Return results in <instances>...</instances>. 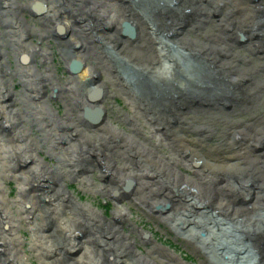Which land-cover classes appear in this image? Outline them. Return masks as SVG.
<instances>
[{"label":"bare ground","instance_id":"6f19581e","mask_svg":"<svg viewBox=\"0 0 264 264\" xmlns=\"http://www.w3.org/2000/svg\"><path fill=\"white\" fill-rule=\"evenodd\" d=\"M168 1L156 0L142 10L134 0H0V36H5L0 38V179H14L20 185L19 217L10 218L0 207V264H29L21 255L20 218L33 226L32 249L44 264H185L170 248L153 243L155 238L142 223L132 221L133 213L124 202L137 207L156 230L184 229L175 246L204 256L203 264H264V197L254 191L264 189V155L250 156L264 149V110L248 124L231 120L237 113L264 109V67L242 60L232 47V36L240 31L251 45L264 49V0ZM31 13L40 17L33 27L27 22ZM202 13L215 24L207 40L183 38V28ZM34 36L48 46L32 44ZM50 37L59 41L54 45L60 48L72 80H60L52 68L40 74L38 63L50 66L55 56ZM125 40L137 43L125 47ZM190 58L202 65L205 77L191 70ZM106 72L115 92L126 95L133 108L129 121L143 119L151 137L170 145L171 155H161L134 133L125 138L105 124L107 85L101 75ZM16 78L24 90L21 114L14 109ZM201 80L230 96L198 94L195 101L200 104L195 108L204 109L208 119L194 129L193 147L186 140L193 128L188 119L192 95L197 92L185 86L198 91ZM151 84L155 91L136 93L135 88L145 91ZM49 88L55 99L67 102L65 120L56 119L49 109ZM28 118L44 133L57 166L38 161L24 132H17ZM100 124L97 133L88 134ZM88 126L92 129L86 132ZM216 127H229L224 134L227 143L232 140L252 152L197 151ZM95 170L101 171L98 186L89 178ZM233 178L241 189L235 188ZM70 179L83 180L93 194L111 197V217L105 215L111 206L107 201L103 209L75 202L62 185ZM247 183L254 192H240ZM5 193L1 184V201H9ZM242 195L249 196L246 203ZM37 218L42 221L39 225L34 222ZM126 226L134 229L122 233ZM139 243L154 247L143 253ZM82 244L85 260L74 261Z\"/></svg>","mask_w":264,"mask_h":264},{"label":"rangeland","instance_id":"374dc122","mask_svg":"<svg viewBox=\"0 0 264 264\" xmlns=\"http://www.w3.org/2000/svg\"><path fill=\"white\" fill-rule=\"evenodd\" d=\"M136 5L138 6L139 9L142 10H148L150 9L152 3H155L156 0H134ZM168 1V0H167ZM170 4L172 3L171 1H168ZM175 4H173L172 6L175 8L174 6ZM248 11V10H247ZM149 12V11H146ZM225 12V10H224ZM225 15V13H223ZM30 17H28L27 22L29 23V25L31 27L34 26L35 22L40 18L37 17L36 14L31 13V15H29ZM209 14L208 15H203L200 14V16H196L193 18V23H189L188 27L183 28L181 35L183 36V38L187 39V40H196L197 38L205 39L207 40L208 35L211 34L209 32H213V30L215 29V24L214 22H210L209 20ZM232 21V17L229 16L228 20L226 18V22H228V24H230ZM225 26V25H224ZM2 30L1 26H0V31ZM209 33V34H208ZM246 34H244L243 32L237 31L233 36H232V47L235 50L236 54L238 56H240L242 58V60H245L244 58H247L248 60H250L252 65H257L260 66L262 65V67H264V54H263V48L261 46H259L258 44L255 46L251 45V41L246 40L247 38L245 37ZM0 38H5V36H0ZM51 39H49L48 41L50 42V50L52 52H54L55 56L53 57V61L50 62V66H43L40 63H38V70L41 73H45L46 68H52V72H54L57 76H59L58 78H60V80L64 79L65 81H68L69 79H71V77L73 76V74H68V70H67V64L65 62V60L62 57V54H60V52L58 51L60 48L56 47L54 45V43L59 42L57 39L50 37ZM169 41L172 42H179V40L176 39H168ZM30 42L32 44H36L37 46H48L47 41H44V43L41 41V39L37 36H34L30 39ZM124 45L125 47H131L132 45L136 44V42H132L131 40H125L124 41ZM43 44V45H42ZM251 46V47H250ZM58 49V50H57ZM9 54L10 52V48H6L5 49ZM80 52V51H78ZM182 55L185 54L187 55V53L181 51ZM181 56V54H180ZM10 59H13L12 56H10ZM188 57L189 56L188 54ZM55 58V59H54ZM121 58H119L118 60L120 61ZM192 59L190 61L191 64V70H196L194 71L195 73H202L205 72V69L202 67V65L200 63H196L194 58H190ZM92 61L89 60V63H91ZM110 63V61H108ZM194 62V63H193ZM14 63V61H13ZM53 63V64H52ZM244 64V63H243ZM242 64V65H243ZM14 65V64H13ZM12 65V66H13ZM94 65V64H92ZM107 65V64H106ZM112 65V64H111ZM105 66V65H104ZM98 67V66H97ZM169 67V65H168ZM58 69V72L55 71V69ZM258 68V67H257ZM243 70V69H242ZM115 71V70H114ZM189 71V75H192V72L190 70ZM187 71V72H188ZM114 74H116V71L113 72ZM196 75V74H195ZM201 75V74H200ZM117 78V75H115ZM123 76V75H122ZM202 76V77H201ZM200 77L203 78L205 76H203V73ZM99 77V75H98ZM109 73L106 72L104 74L101 75L102 78V82L105 83L107 85L106 93H105V97H104V103L106 105L107 108V116H105L106 118H104V122L105 124H107L112 130L116 131L117 133H120L121 135H123V137L125 138H129V136L134 133L137 136L138 140H143L145 141L149 147H153L156 148L157 151L164 156H169V154L171 155L173 153L169 152V148L170 145H168L167 143L163 144L162 141H157L155 138L151 137V129L149 127H146L144 125V120L143 119H139L136 118V121L131 122L129 121V118L133 119V115H134V111L132 106L130 105V103L128 102V99L126 98L127 96L124 95L123 93L119 92H115L114 87L111 85L112 83V78H109ZM119 77V76H118ZM125 77V76H123ZM184 79L182 78V81L186 80V76H183ZM126 78V77H125ZM125 78H122V80H124ZM136 78V77H135ZM181 78H179L180 80ZM207 79V78H204ZM109 80L111 83H109ZM127 80V78H126ZM141 81V80H138ZM261 81H264V77L262 76ZM14 83V92H15V98L14 99V109H16L15 111L18 114L19 111L23 112V104L21 102H19V99L21 98V94L24 91L23 90V85L21 84V81L19 79H14L13 81ZM144 84V83H143ZM212 82H208L207 80L204 81H200L197 85H198V91H196L195 88H193V86H185L186 89L189 90H194L195 92H197V94H193L192 99H193V104H191L190 106H192V110L193 112L191 114H188V119L189 122L192 125V129L189 130L187 132V136H188V140H186V142H188L189 145L194 147V129L196 130L197 128H201L203 124V119L206 118V112L204 109L202 108H195V103H199L198 100L195 101V99H198V97L203 96L206 94L207 98H215L217 97V95L222 96L224 95L225 97L230 96L229 94H226V91H218L215 90L214 86L212 85ZM153 84H151V86L148 85V88L144 90H139L137 88H135L136 93L142 91V93L144 95H146V91H155L154 88L152 87ZM125 86V85H124ZM154 86V85H153ZM152 87V88H151ZM182 87V86H181ZM180 87V88H181ZM180 88L178 91H180ZM113 91L116 94H113ZM54 90L53 89H48L47 90V103L50 106L49 109H51L54 114L56 119H60L62 120L64 118V120L66 119L68 113H67V102L61 98H54ZM201 93V95L199 96L198 94ZM68 96V95H67ZM68 101V100H67ZM200 104V103H199ZM239 107L236 106L234 109H238ZM262 110L263 107H261L259 110L255 111V112H251V113H237L236 116H233V118L231 119L232 121H238V123H242V124H248L249 121L253 118V116H259L262 115ZM233 111V110H232ZM231 112V111H230ZM261 112V113H259ZM163 114V113H161ZM234 114V113H232ZM66 115V116H65ZM72 119H73V114H72ZM128 119V121H127ZM99 121V120H98ZM100 122H103V120L99 121L98 124ZM88 124V123H86ZM103 124V123H102ZM102 124L97 125L95 128L93 127V125H91L94 129H92L91 126L86 127L87 129L84 128V130L86 132H89L88 134H92V133H97V129L100 128L102 126ZM89 125V124H88ZM229 127H227V129L223 128V127H216L213 128L214 131H212L213 136H210L206 139H204V143L199 147L201 149H196L197 151H202V153H207L210 154L211 153H216L217 151H226L227 153H242L243 151L246 152L247 154L252 152V151H248L245 147H241L238 145L233 144V141L231 140V144L227 143V141L224 138V134L227 133ZM138 129L140 130L138 132ZM24 132V134L26 135V138L28 139V141L31 143V145L35 148V150H33L34 152L32 153V155H35L36 159L40 162H42L43 164H45V166L47 167H54L57 166V156L55 154H53L50 149H49V143L46 141V137L44 135V133L38 128V126H36V124L34 123V120L31 118L28 119H24V121L21 123L20 127L18 128L17 132ZM189 139H192V143ZM263 139V138H260ZM227 143V144H226ZM254 148L253 145H251V149ZM225 152V153H226ZM258 152V153H257ZM257 152H252L250 154V156H257V155H264V149H259ZM195 154V153H194ZM197 161V159L195 160ZM200 161V160H199ZM198 162V161H197ZM196 162V163H197ZM116 163V160H115ZM201 165L203 166L204 162L200 161ZM119 165V163H118ZM192 166V165H190ZM178 170H182L183 172L186 173V171L181 167H177ZM181 171V172H182ZM1 174V172H0ZM101 171H92L89 173V178L90 181H92V184L98 186L99 184H101ZM228 177V174H226ZM227 177L225 178V183H228V179ZM230 177H233V175L231 174ZM224 183V181H223ZM232 183L235 185V188H240V183L235 181L234 178L232 179ZM3 185L6 193L5 195L6 198L9 199V201H5V200H0V207L3 208V210L5 211V213L9 215L10 218H18L19 217V207H18V198L17 197L18 193L20 192V185L18 184V182L14 179H9V180H5L3 181L2 179H0V185ZM64 184V188H66V191H68L69 193H72L73 197L75 198V202L80 201L79 203H84L86 205H94V207L96 208H102V203L103 201H107L109 202L110 206V211L106 212V216L109 219L112 215V212L114 211V204L112 201L111 197H107V196H103V195H96L93 194L89 191H87L84 186V182L83 180H65L62 181V185ZM250 184L247 183V188L244 190H240V192L243 193H247L251 190H253V188H248ZM57 190L60 189V184H56ZM241 189V188H240ZM255 193L259 194V197H264V189H258L255 190ZM254 191H251L254 192ZM215 195H218L219 197H221V194L216 193ZM258 196V195H257ZM249 199V196H241V201L246 203L247 200ZM124 204L126 206H128V208H130V212L133 213V217H132V221L134 223H142L143 224V228H145V230L149 231L151 233V236L154 237V244L157 246L160 245H164L167 248H170V250H172L175 254H177L179 256V259H181V262L185 263V264H203L205 263V258L203 256L199 257L198 255L192 256V254L190 255V252H183L180 249H177V247L175 246L176 243L182 241L183 236H181L180 234L183 232L182 231H169L167 229H160L156 230L153 225L148 222L140 213H139V209L137 207L134 206H130L129 204H127V202H124ZM242 204V203H241ZM240 204V206H241ZM109 205H107V207H109ZM243 207V206H241ZM95 208V209H96ZM170 212V211H169ZM259 214H256V216ZM22 218H20L19 223H20V227L17 230V234L18 236L22 239L23 245L21 248V255L25 256L26 260L29 261V264H44L42 261H40L38 259V257L36 256L35 252L32 249L33 246V241H32V225L29 226L28 224H30L28 221H24L22 220ZM150 220V219H149ZM21 221V222H20ZM35 225H39L42 221L40 218H37L35 221ZM159 222V221H158ZM161 222V221H160ZM133 226V224H132ZM132 226H126L124 228L121 229L122 233L128 234L129 232H131L134 228ZM163 226V224H162ZM202 232H198V236L199 234ZM190 240V239H189ZM81 242V240H80ZM81 244V243H80ZM84 244V242H83ZM80 245L78 251L76 253H74V261H83L85 260V249H83V247L85 245ZM179 244V243H178ZM143 245V246H142ZM146 246L147 249H144L143 247ZM138 249L141 250V252L143 253H147L152 247H154V245H144L143 243H139L137 245ZM137 249V248H136ZM141 253V254H143ZM211 264V263H210Z\"/></svg>","mask_w":264,"mask_h":264},{"label":"water","instance_id":"95a60500","mask_svg":"<svg viewBox=\"0 0 264 264\" xmlns=\"http://www.w3.org/2000/svg\"><path fill=\"white\" fill-rule=\"evenodd\" d=\"M124 30H125V28H124ZM129 33L131 34V31H129Z\"/></svg>","mask_w":264,"mask_h":264}]
</instances>
